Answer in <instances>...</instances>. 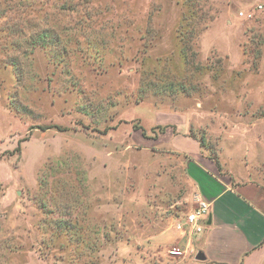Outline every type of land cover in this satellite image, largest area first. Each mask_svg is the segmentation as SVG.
Returning a JSON list of instances; mask_svg holds the SVG:
<instances>
[{"label":"rangeland","instance_id":"rangeland-1","mask_svg":"<svg viewBox=\"0 0 264 264\" xmlns=\"http://www.w3.org/2000/svg\"><path fill=\"white\" fill-rule=\"evenodd\" d=\"M251 125L264 0H0V264H194L179 149Z\"/></svg>","mask_w":264,"mask_h":264},{"label":"crops","instance_id":"crops-1","mask_svg":"<svg viewBox=\"0 0 264 264\" xmlns=\"http://www.w3.org/2000/svg\"><path fill=\"white\" fill-rule=\"evenodd\" d=\"M241 127L237 125V133L243 138ZM251 128L249 147H258L250 154L245 143H237L244 149L239 165L220 153L218 167L197 140L193 150L179 149L195 194L211 204L207 225L188 241L198 257L194 264H264V141L259 126Z\"/></svg>","mask_w":264,"mask_h":264},{"label":"built area","instance_id":"built-area-1","mask_svg":"<svg viewBox=\"0 0 264 264\" xmlns=\"http://www.w3.org/2000/svg\"><path fill=\"white\" fill-rule=\"evenodd\" d=\"M256 9L260 10L262 7L258 5ZM238 15L244 18H252L254 14L252 11H240ZM194 202L196 203L195 207L185 215L183 223L176 225V229L180 230L186 238V246L189 245L188 241H190L192 235L194 236L203 231L211 213V204L199 195L195 194ZM169 253L172 255H181L182 252L179 248H173L169 250Z\"/></svg>","mask_w":264,"mask_h":264},{"label":"trees","instance_id":"trees-1","mask_svg":"<svg viewBox=\"0 0 264 264\" xmlns=\"http://www.w3.org/2000/svg\"><path fill=\"white\" fill-rule=\"evenodd\" d=\"M215 162L217 163V165H218V162H217V160H215Z\"/></svg>","mask_w":264,"mask_h":264},{"label":"water","instance_id":"water-1","mask_svg":"<svg viewBox=\"0 0 264 264\" xmlns=\"http://www.w3.org/2000/svg\"><path fill=\"white\" fill-rule=\"evenodd\" d=\"M196 258L198 259V257L196 256Z\"/></svg>","mask_w":264,"mask_h":264}]
</instances>
